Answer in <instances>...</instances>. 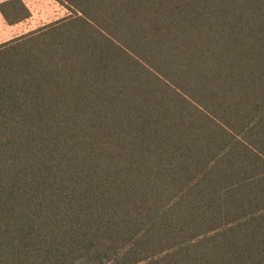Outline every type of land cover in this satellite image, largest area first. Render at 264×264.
<instances>
[{"label":"trees","instance_id":"obj_1","mask_svg":"<svg viewBox=\"0 0 264 264\" xmlns=\"http://www.w3.org/2000/svg\"><path fill=\"white\" fill-rule=\"evenodd\" d=\"M55 1L0 44V264H264V0Z\"/></svg>","mask_w":264,"mask_h":264},{"label":"rangeland","instance_id":"obj_2","mask_svg":"<svg viewBox=\"0 0 264 264\" xmlns=\"http://www.w3.org/2000/svg\"><path fill=\"white\" fill-rule=\"evenodd\" d=\"M23 1L31 12L30 18L17 25L9 26L0 14V44L67 15L66 9L55 0Z\"/></svg>","mask_w":264,"mask_h":264},{"label":"crops","instance_id":"obj_3","mask_svg":"<svg viewBox=\"0 0 264 264\" xmlns=\"http://www.w3.org/2000/svg\"><path fill=\"white\" fill-rule=\"evenodd\" d=\"M3 1H5V0H2L1 2H3ZM1 2H0V3H1Z\"/></svg>","mask_w":264,"mask_h":264}]
</instances>
